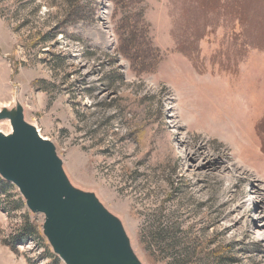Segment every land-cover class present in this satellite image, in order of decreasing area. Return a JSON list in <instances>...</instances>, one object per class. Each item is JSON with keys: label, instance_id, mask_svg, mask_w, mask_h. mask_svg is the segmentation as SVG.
Wrapping results in <instances>:
<instances>
[{"label": "rangeland", "instance_id": "1", "mask_svg": "<svg viewBox=\"0 0 264 264\" xmlns=\"http://www.w3.org/2000/svg\"><path fill=\"white\" fill-rule=\"evenodd\" d=\"M17 104L144 264H264V0H0ZM43 222L0 177V264H64Z\"/></svg>", "mask_w": 264, "mask_h": 264}, {"label": "water", "instance_id": "2", "mask_svg": "<svg viewBox=\"0 0 264 264\" xmlns=\"http://www.w3.org/2000/svg\"><path fill=\"white\" fill-rule=\"evenodd\" d=\"M12 132H0V177L15 185L64 264H144L122 221L95 193L70 181L56 146L25 119L21 104L0 111Z\"/></svg>", "mask_w": 264, "mask_h": 264}, {"label": "bare ground", "instance_id": "3", "mask_svg": "<svg viewBox=\"0 0 264 264\" xmlns=\"http://www.w3.org/2000/svg\"><path fill=\"white\" fill-rule=\"evenodd\" d=\"M0 132H2V131H0ZM12 132V129L10 130V132L9 133H11ZM5 134V133H4ZM7 134V133H6ZM239 216V215H238ZM246 217H248L247 215H246V212H245V214H243V217L242 218H240V217H238L237 218V221L238 222H242L243 221V219H245ZM261 232V234L263 235L264 234V231H260Z\"/></svg>", "mask_w": 264, "mask_h": 264}, {"label": "trees", "instance_id": "4", "mask_svg": "<svg viewBox=\"0 0 264 264\" xmlns=\"http://www.w3.org/2000/svg\"><path fill=\"white\" fill-rule=\"evenodd\" d=\"M19 236V235H18ZM21 238V236H19ZM26 239V238H25ZM15 251V250H14ZM16 252V251H15ZM217 264H227V259L225 257H221Z\"/></svg>", "mask_w": 264, "mask_h": 264}]
</instances>
